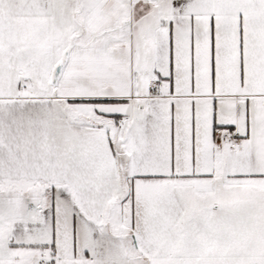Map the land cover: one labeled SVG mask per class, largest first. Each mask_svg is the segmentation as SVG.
I'll list each match as a JSON object with an SVG mask.
<instances>
[{
    "label": "snow or ice",
    "instance_id": "1",
    "mask_svg": "<svg viewBox=\"0 0 264 264\" xmlns=\"http://www.w3.org/2000/svg\"><path fill=\"white\" fill-rule=\"evenodd\" d=\"M0 264H264V0H0Z\"/></svg>",
    "mask_w": 264,
    "mask_h": 264
}]
</instances>
